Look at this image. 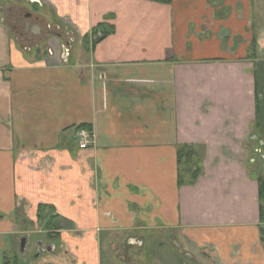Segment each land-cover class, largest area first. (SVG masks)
<instances>
[{
	"label": "crops",
	"instance_id": "0c3cea01",
	"mask_svg": "<svg viewBox=\"0 0 264 264\" xmlns=\"http://www.w3.org/2000/svg\"><path fill=\"white\" fill-rule=\"evenodd\" d=\"M39 1L77 40L25 52L0 20V264L50 216L87 264L100 236L153 231L177 233L199 264H264L251 1ZM181 146L198 155L191 185H178Z\"/></svg>",
	"mask_w": 264,
	"mask_h": 264
},
{
	"label": "rangeland",
	"instance_id": "374dc122",
	"mask_svg": "<svg viewBox=\"0 0 264 264\" xmlns=\"http://www.w3.org/2000/svg\"><path fill=\"white\" fill-rule=\"evenodd\" d=\"M215 4L218 1L213 0ZM251 1V32L253 33L254 43L260 40L264 43V0H250ZM28 2L23 0H0V8L4 12L8 11L9 6L25 5L26 12L31 14L38 11L41 17L50 24L51 29L55 32L63 34V37L67 41L72 38L73 42L77 40L76 34L68 29L57 27V22L53 16V12L43 2H40L42 8L38 6H30L26 4ZM39 8V9H38ZM4 18L0 14V19ZM8 24V18H4ZM42 39H38L36 35L29 36L28 39L20 38L14 40L20 45V47L29 53L44 52L47 53L51 49L52 43H56L62 50L65 46L63 39H58L54 35L47 34L42 35ZM251 47V49H254ZM264 144V140L261 141ZM259 156V155H258ZM260 162L257 165V172L252 170L251 172L261 178L264 181V164L261 162V156L256 157ZM264 159V158H263ZM47 223L40 222L38 225L39 233L30 235L27 239V245L20 252L19 239L17 240L14 250L11 256L6 259V263L9 264H81L85 261H81L75 251L64 242H61L60 238H54V235L60 230L68 229V223L63 221H51L52 228L46 227ZM47 230H52L47 231ZM51 235L52 237H49ZM264 239V233H262ZM38 241H42L43 245L52 244L55 246V250L51 252L42 251L38 245ZM97 249V263L98 264H196L197 256L194 254L196 249L186 247L181 243V239L174 231H153V232H138V233H110L102 235L98 238ZM208 250V249H207ZM203 250V253L210 254L209 251ZM186 252H190L192 257H188ZM197 252V251H196ZM197 254V253H196ZM196 257V258H195ZM195 258V259H194ZM199 262V261H198ZM201 264H204L201 261Z\"/></svg>",
	"mask_w": 264,
	"mask_h": 264
},
{
	"label": "flooded vegetation",
	"instance_id": "af4514ba",
	"mask_svg": "<svg viewBox=\"0 0 264 264\" xmlns=\"http://www.w3.org/2000/svg\"><path fill=\"white\" fill-rule=\"evenodd\" d=\"M28 3L30 6H38L39 8H42L39 0H23ZM26 6L25 5H17L15 6H9L7 9V12H4L2 8H0V14L3 15L4 18H8V24L4 21L5 19H0L3 23H5L8 27V30L10 34L16 39L19 40L20 38L28 39L29 36L36 35L38 39H42V35L51 34L54 35V37H57L58 39H63L65 44L67 42V39L63 37V34L55 32L53 29H51L50 24L46 20H44L41 15L38 13V11L34 12L32 10L31 14L26 12ZM38 8V9H39ZM58 26V25H57ZM60 29V27H57ZM70 40V39H69ZM68 53V50H65ZM261 156V162L264 164V155L258 154ZM39 247H41L42 251L44 252H51L55 250V247L49 246V244L43 245L41 242H38ZM196 264H199L196 262Z\"/></svg>",
	"mask_w": 264,
	"mask_h": 264
},
{
	"label": "trees",
	"instance_id": "16d2710c",
	"mask_svg": "<svg viewBox=\"0 0 264 264\" xmlns=\"http://www.w3.org/2000/svg\"><path fill=\"white\" fill-rule=\"evenodd\" d=\"M146 1H152L160 4L170 5L172 3V0H146ZM102 29L101 25L97 26L95 29H93L92 34H97L98 31ZM107 33L105 30L102 32V35L105 36ZM255 42V41H254ZM253 42V46H255V43ZM177 164L179 167L178 170V185H191L195 183V181L198 179V177L201 174V167L198 162V155L196 150L193 147L190 146H181L177 149ZM258 198L261 205L264 204V181L259 178L258 179ZM47 208L46 207H40L38 208L39 217L38 219L43 221L46 213ZM45 216V217H44ZM260 218L261 220H264V212L262 210V206L260 209ZM50 221L47 222V228L51 229V221L54 220V217L49 218ZM53 232L52 230H49ZM49 237H52L49 235ZM54 238L58 239V235H54Z\"/></svg>",
	"mask_w": 264,
	"mask_h": 264
},
{
	"label": "built area",
	"instance_id": "2783aa9c",
	"mask_svg": "<svg viewBox=\"0 0 264 264\" xmlns=\"http://www.w3.org/2000/svg\"><path fill=\"white\" fill-rule=\"evenodd\" d=\"M77 137L80 140L79 149H85L87 147V141L92 135L89 131L81 130L77 133Z\"/></svg>",
	"mask_w": 264,
	"mask_h": 264
},
{
	"label": "water",
	"instance_id": "95a60500",
	"mask_svg": "<svg viewBox=\"0 0 264 264\" xmlns=\"http://www.w3.org/2000/svg\"><path fill=\"white\" fill-rule=\"evenodd\" d=\"M20 244V252L23 251V249L25 248L26 244H27V238L26 237H22L19 241Z\"/></svg>",
	"mask_w": 264,
	"mask_h": 264
}]
</instances>
